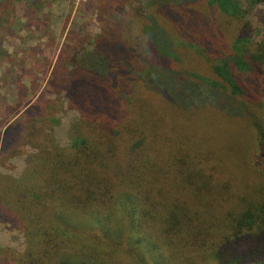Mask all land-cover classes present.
<instances>
[{
    "label": "trees",
    "instance_id": "16d2710c",
    "mask_svg": "<svg viewBox=\"0 0 264 264\" xmlns=\"http://www.w3.org/2000/svg\"><path fill=\"white\" fill-rule=\"evenodd\" d=\"M106 7L54 72L69 143L0 174L4 264H264V39L240 0Z\"/></svg>",
    "mask_w": 264,
    "mask_h": 264
},
{
    "label": "rangeland",
    "instance_id": "374dc122",
    "mask_svg": "<svg viewBox=\"0 0 264 264\" xmlns=\"http://www.w3.org/2000/svg\"><path fill=\"white\" fill-rule=\"evenodd\" d=\"M107 2L0 0V174H22L28 158L39 152V143L46 137L62 145L69 143L68 130L79 114L59 94L54 72L64 49L85 46L88 41L85 44L82 39L98 34L112 18L108 7L101 9ZM240 2L253 36L264 39V0ZM191 120L199 126L206 122L203 118ZM8 130L10 144L2 151ZM31 136H37L38 143ZM25 247L21 231L0 223V264L5 263L9 250L22 253Z\"/></svg>",
    "mask_w": 264,
    "mask_h": 264
}]
</instances>
